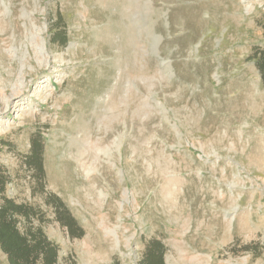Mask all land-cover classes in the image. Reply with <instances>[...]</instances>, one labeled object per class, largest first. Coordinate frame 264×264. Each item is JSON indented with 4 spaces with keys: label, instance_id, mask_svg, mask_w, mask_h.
<instances>
[{
    "label": "rangeland",
    "instance_id": "1",
    "mask_svg": "<svg viewBox=\"0 0 264 264\" xmlns=\"http://www.w3.org/2000/svg\"><path fill=\"white\" fill-rule=\"evenodd\" d=\"M258 49L264 0H0L5 195L76 264H141L153 239L166 264H264Z\"/></svg>",
    "mask_w": 264,
    "mask_h": 264
},
{
    "label": "trees",
    "instance_id": "2",
    "mask_svg": "<svg viewBox=\"0 0 264 264\" xmlns=\"http://www.w3.org/2000/svg\"><path fill=\"white\" fill-rule=\"evenodd\" d=\"M58 20L63 21L60 16ZM68 40L65 26L54 29V42L65 45ZM252 59L255 60L264 83V49L256 50ZM42 155L43 136L39 134L32 141L31 152L26 160L30 167L35 168L41 182L45 177ZM8 181L9 176L0 166V248L7 255L9 264H64L65 262L76 264L68 257H61L60 245L48 237L41 225L34 224V218L38 215L35 207L18 203L5 195ZM51 203L56 209L58 221L68 229L70 235H82V229L62 200L57 196H52ZM21 218H24V221ZM40 219L43 220V216ZM166 251L167 248L161 240L149 241L141 264H166Z\"/></svg>",
    "mask_w": 264,
    "mask_h": 264
},
{
    "label": "bare ground",
    "instance_id": "3",
    "mask_svg": "<svg viewBox=\"0 0 264 264\" xmlns=\"http://www.w3.org/2000/svg\"><path fill=\"white\" fill-rule=\"evenodd\" d=\"M43 46H44V44H43ZM89 170V169H88ZM90 171V170H89ZM88 171V172H89ZM113 230V229H112ZM110 231V230H109ZM113 232H114V234H116L117 235V240L120 242V240L118 239V232L116 231V230H113Z\"/></svg>",
    "mask_w": 264,
    "mask_h": 264
},
{
    "label": "water",
    "instance_id": "4",
    "mask_svg": "<svg viewBox=\"0 0 264 264\" xmlns=\"http://www.w3.org/2000/svg\"><path fill=\"white\" fill-rule=\"evenodd\" d=\"M157 38H159V37H157Z\"/></svg>",
    "mask_w": 264,
    "mask_h": 264
}]
</instances>
